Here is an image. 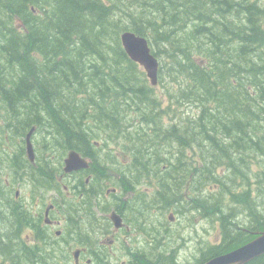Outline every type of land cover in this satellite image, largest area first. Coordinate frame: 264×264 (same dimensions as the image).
Segmentation results:
<instances>
[{
	"label": "trees",
	"instance_id": "1",
	"mask_svg": "<svg viewBox=\"0 0 264 264\" xmlns=\"http://www.w3.org/2000/svg\"><path fill=\"white\" fill-rule=\"evenodd\" d=\"M126 30L158 58L166 104L124 51ZM32 126L60 161L88 154L89 196L123 186L140 215L216 223L196 263L241 246L264 231V0H0V140ZM39 167L29 182L45 188Z\"/></svg>",
	"mask_w": 264,
	"mask_h": 264
},
{
	"label": "flooded vegetation",
	"instance_id": "2",
	"mask_svg": "<svg viewBox=\"0 0 264 264\" xmlns=\"http://www.w3.org/2000/svg\"><path fill=\"white\" fill-rule=\"evenodd\" d=\"M26 134L17 143L12 138L5 143L9 152L3 169L6 177L0 184V201L8 206L2 204L0 217L11 216L13 210L23 215L19 226L11 224L9 230H2L7 250L0 254V264H198L199 254L191 263L177 259L184 237L180 238L181 244L172 246L174 219H169L170 213L167 220H157L146 227L150 217L138 214L135 201L124 197L131 190L126 191L123 186L107 187L102 195L89 196L88 154L83 156L86 168L66 173L64 161H60L57 153H42L37 147L35 127L30 136L34 160L30 161ZM42 163L53 174L52 183L45 188L29 184ZM62 181L66 182L63 190L68 191L67 195L60 191ZM24 185L33 186V192L21 195ZM112 212L118 215L120 225L116 226L111 219ZM116 243L118 248H112ZM116 251H120L118 256ZM164 256H171L172 263Z\"/></svg>",
	"mask_w": 264,
	"mask_h": 264
},
{
	"label": "rangeland",
	"instance_id": "3",
	"mask_svg": "<svg viewBox=\"0 0 264 264\" xmlns=\"http://www.w3.org/2000/svg\"><path fill=\"white\" fill-rule=\"evenodd\" d=\"M140 66V65H139ZM141 67V66H140ZM142 68V67H141ZM167 80L161 82V83H157L156 85H154V93L155 95H157V100L160 101L161 106L167 103V96L165 95L166 93V85H167ZM182 109H185L184 107H182ZM165 120L168 121V117H165ZM6 140L2 141L0 140V147L3 148L0 151V183L3 182V179L6 177V175L4 174V167L6 165V159L8 156V150L5 148L6 145ZM38 138V137H37ZM9 139V138H8ZM14 141V139H13ZM35 143L37 145L38 148H40L41 146H43V144L40 142V144H37V139L35 140ZM99 145V144H98ZM48 146V145H47ZM47 146H43L44 150H42L43 152L47 149ZM109 148L112 149L113 152H119L117 157V160H119V162L124 164V159H123V155L120 152V145L118 146L117 144H110L108 146ZM48 152V154L52 155L51 150H46ZM162 151L163 152H168L167 149H165L164 147H162ZM5 153V154H4ZM65 157V156H64ZM63 157V158H64ZM62 158V159H63ZM259 165H257L256 163L253 164L252 168L253 169H258ZM32 183V182H31ZM29 182V184H31ZM63 184H66L65 181H62V183L60 184V188L61 191L63 193V195H67L68 191H64L63 190ZM33 186L31 185H24L22 190H21V195H23L24 193H29L31 194L33 192ZM139 189H143L144 191H148L147 187L145 185H141L138 187ZM134 192H128V194L124 195V197H128V198H134ZM152 214L154 215H150L148 214V216L150 217V220L147 221L145 223V226L147 227L151 222L154 221H161V219H166L167 220V216L169 214V212L164 216V217H159V215L157 214V212L154 210L152 212ZM157 215V216H156ZM156 217V218H154ZM3 221H8L6 219H3ZM158 225V223H157ZM0 227L3 230H9L10 225L7 223H0ZM159 230H162L161 227H158ZM171 231L174 235V240H172V246H174L176 243H182V240L180 238L184 237V244L183 247L181 249V251L178 253V257L177 259L179 261H183V262H193L194 261V257L196 254H200V248H205L206 244H210V243H215L218 241L219 239V230H218V226L215 224H212L210 221L205 220V219H200L198 217H194L192 219V216L190 215H175L174 217V223L171 225ZM163 241H165V237L163 239ZM112 248H118V244L116 243L115 245L112 246ZM115 252V250H114ZM117 252V256L119 255L120 251H116ZM120 261V260H119ZM118 261V262H119Z\"/></svg>",
	"mask_w": 264,
	"mask_h": 264
},
{
	"label": "water",
	"instance_id": "4",
	"mask_svg": "<svg viewBox=\"0 0 264 264\" xmlns=\"http://www.w3.org/2000/svg\"><path fill=\"white\" fill-rule=\"evenodd\" d=\"M120 42L128 57L143 68L149 83L152 86L156 85L158 83L159 61L151 53L148 40L143 36L126 30L120 34ZM33 130L34 127L26 135V152L30 161L34 160V150L30 140ZM86 167L87 161L79 152L75 150L67 152L64 158V172L69 173ZM110 217L116 226L120 225L119 217L115 212H112ZM169 219L172 220L173 217L169 215ZM262 254H264V231L259 232L255 238L241 246L209 258L203 264H245Z\"/></svg>",
	"mask_w": 264,
	"mask_h": 264
},
{
	"label": "bare ground",
	"instance_id": "5",
	"mask_svg": "<svg viewBox=\"0 0 264 264\" xmlns=\"http://www.w3.org/2000/svg\"><path fill=\"white\" fill-rule=\"evenodd\" d=\"M50 88V87H49ZM33 127V126H32ZM33 134V133H32ZM8 242V241H7ZM6 250H7V248H6Z\"/></svg>",
	"mask_w": 264,
	"mask_h": 264
}]
</instances>
